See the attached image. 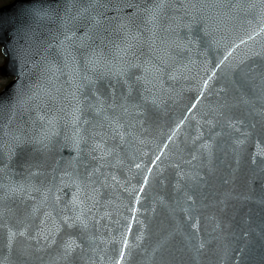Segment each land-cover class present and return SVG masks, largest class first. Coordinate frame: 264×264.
<instances>
[{
	"label": "water",
	"instance_id": "1",
	"mask_svg": "<svg viewBox=\"0 0 264 264\" xmlns=\"http://www.w3.org/2000/svg\"><path fill=\"white\" fill-rule=\"evenodd\" d=\"M0 46V264H264V0H14Z\"/></svg>",
	"mask_w": 264,
	"mask_h": 264
},
{
	"label": "snow or ice",
	"instance_id": "2",
	"mask_svg": "<svg viewBox=\"0 0 264 264\" xmlns=\"http://www.w3.org/2000/svg\"><path fill=\"white\" fill-rule=\"evenodd\" d=\"M209 123L211 124L212 122L209 121ZM156 159L159 160L160 157H157ZM137 167H139V165H137ZM149 171H151V170L149 169ZM144 183H147V179H145ZM134 191H136V190H134ZM138 191L142 192L143 188H139ZM63 220L65 221L66 227L69 230L74 229V228H85L86 229L88 226V221L82 213L74 214L73 216L65 215V216H63ZM15 236H16V233H10V235H9V242L10 243L14 240ZM123 246H124V249L126 250L127 249V241L123 242ZM202 246L203 245H201V247ZM77 247H80V245L76 244V242L74 240L69 239V241L64 244L65 256L70 255L71 252L75 251V249ZM124 260H125V251H121L118 253L117 260H116L115 264H123Z\"/></svg>",
	"mask_w": 264,
	"mask_h": 264
},
{
	"label": "rangeland",
	"instance_id": "3",
	"mask_svg": "<svg viewBox=\"0 0 264 264\" xmlns=\"http://www.w3.org/2000/svg\"><path fill=\"white\" fill-rule=\"evenodd\" d=\"M8 1H10V0H0V5H2L3 3H6V2H8ZM2 62H3V55L1 54V52H0V65L2 64ZM5 80V79H4ZM6 81V80H5ZM5 81H3L1 78H0V88L2 87V85H4L5 84Z\"/></svg>",
	"mask_w": 264,
	"mask_h": 264
}]
</instances>
